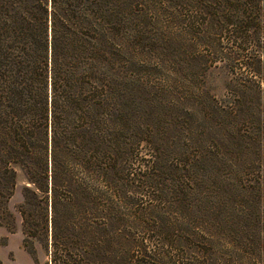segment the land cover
<instances>
[{
  "label": "trees",
  "instance_id": "trees-1",
  "mask_svg": "<svg viewBox=\"0 0 264 264\" xmlns=\"http://www.w3.org/2000/svg\"><path fill=\"white\" fill-rule=\"evenodd\" d=\"M221 1L227 11L233 6L250 9L264 25L261 0ZM212 2L215 7L216 0ZM116 12V0H0V227L15 231V215L7 204L21 179L22 202L16 212L25 237L23 247L34 261L33 249L26 244L47 235L50 264H87L91 257L95 264L112 260L115 172L125 149L119 138L126 120L130 64L126 13L121 12L117 20ZM205 17L184 34L208 30L210 22ZM242 22L236 28L226 24V41L218 40L223 46L217 53L235 66L241 60L240 66L251 70L252 76L264 74L258 50L248 51L252 27ZM259 31L255 42H259ZM198 58L206 61L203 55ZM182 70L175 72V76L180 73L178 99L188 112L190 127L186 149L177 152L187 163L177 166L190 172L196 211L202 200L210 199L227 211L220 218L196 215L191 222L175 225L169 243L137 241L129 264H165L155 258L166 245L186 255L175 259V264H199L201 251L206 255L204 264H238L234 258L239 253L256 260L259 253L254 249L259 248L264 223L258 218L245 226L235 219L229 209H235L236 195L225 179L205 185L203 163L214 166L217 160L202 128L203 108L210 98L201 86L185 85L191 78ZM237 82L243 88L237 96L241 104L246 103L252 84L259 98L264 94L260 87L264 79L237 78ZM186 88L189 94L181 90ZM258 169L261 172L259 162ZM241 173L238 166L237 174ZM263 183L261 173L258 190ZM245 185L242 180L237 188L244 191ZM245 227L255 231L258 239L239 243L233 236ZM73 255L76 263L69 260ZM192 255L195 258L190 259ZM240 260V264H260Z\"/></svg>",
  "mask_w": 264,
  "mask_h": 264
},
{
  "label": "rangeland",
  "instance_id": "rangeland-1",
  "mask_svg": "<svg viewBox=\"0 0 264 264\" xmlns=\"http://www.w3.org/2000/svg\"><path fill=\"white\" fill-rule=\"evenodd\" d=\"M216 2L214 7L212 0H116L117 20L121 12L126 13L130 64L126 120L119 138L121 143H125V149L116 162L115 172L112 260L105 264H129L137 241L151 243L161 239L169 243L171 235H175V225L191 222L196 215L206 217L210 213L220 218L227 211L225 207L217 206L219 203L215 205L213 199H210L212 203L202 200L200 209L196 211L190 172L185 166H177L178 163H187L186 158L179 157L177 152L179 148L186 149L190 127L188 112L178 99L181 96L178 90L180 73L175 76V72L182 69L183 74L191 78L184 82L185 85H199L213 99H209L202 112L205 141L207 144L212 142L217 156L214 166L203 163L205 185L225 179L236 195L235 209H229L235 219L245 226L248 220L254 223L258 218L260 223H264V183L260 190L257 186L258 177L264 174V94L259 98L257 88L252 84L246 91V103L241 104L237 99L239 89H243L237 78L261 80L264 74L260 72L257 75L261 79L252 76L251 70L240 66L241 60L235 66L234 61L217 53L223 46L218 40L226 41L225 33L229 29L226 24L232 23L236 28L245 21L252 27L254 37L260 29L259 42H255L253 37L248 51L254 53L258 50L264 65V25L250 9L246 11V8L233 6L227 11L221 0ZM260 6L264 11L263 4ZM204 17L210 22L208 30L201 32L196 29L192 35L184 34L190 26L202 23ZM232 24L228 25L231 27ZM202 36L201 39L194 38ZM202 55L206 61L199 60ZM253 66L256 67L255 64ZM260 87L263 90L264 84ZM181 90L184 94L190 93L187 88ZM216 103L221 110H216ZM238 166L243 170L241 176L237 174ZM152 174L149 178L148 175ZM242 180L246 183L244 191L237 188ZM21 202L22 182L19 179L7 204L8 210L15 215V231L9 233L0 227L5 231L0 236V264H28L21 218L16 212ZM159 225H165L169 232L167 228L157 229ZM255 234L245 227L243 232L239 231L233 237L241 243L257 240ZM49 240L50 235L39 241L30 239L26 245L29 250L33 249L36 261L30 255L28 260L31 258L33 264H50ZM254 251L259 253L258 259L239 253L234 258L235 262L243 263L242 259L264 264V233L260 234L259 248ZM182 254L166 245L155 259L175 264V259L186 257ZM149 255L153 253L150 251ZM189 258H195V255ZM205 258L202 251L198 253L199 264H204ZM69 260L76 263L73 261L78 258L73 255ZM93 261L91 257L87 264H95Z\"/></svg>",
  "mask_w": 264,
  "mask_h": 264
},
{
  "label": "crops",
  "instance_id": "crops-1",
  "mask_svg": "<svg viewBox=\"0 0 264 264\" xmlns=\"http://www.w3.org/2000/svg\"><path fill=\"white\" fill-rule=\"evenodd\" d=\"M263 4V7H264V0H261V5ZM5 233V231H3V229L2 228H0V236L1 235H3ZM12 235L13 234H11L10 236H9V238H8V240H9V242H10V239L12 238ZM25 252V251H24ZM25 254V253H24ZM28 257H29V255L27 256V254H26V259H27V261H28V264H33V262L31 261V258L28 260Z\"/></svg>",
  "mask_w": 264,
  "mask_h": 264
}]
</instances>
